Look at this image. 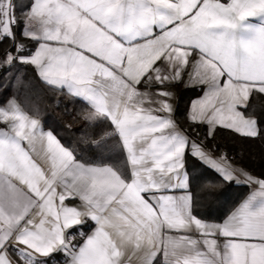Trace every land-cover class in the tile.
<instances>
[{
  "label": "snow or ice",
  "instance_id": "obj_1",
  "mask_svg": "<svg viewBox=\"0 0 264 264\" xmlns=\"http://www.w3.org/2000/svg\"><path fill=\"white\" fill-rule=\"evenodd\" d=\"M27 68L75 141L20 99ZM181 84L208 136L264 142V0H0V264H264V171L179 127Z\"/></svg>",
  "mask_w": 264,
  "mask_h": 264
},
{
  "label": "trees",
  "instance_id": "obj_2",
  "mask_svg": "<svg viewBox=\"0 0 264 264\" xmlns=\"http://www.w3.org/2000/svg\"><path fill=\"white\" fill-rule=\"evenodd\" d=\"M19 15V12H17ZM4 47H8L7 44ZM15 71V69L13 70ZM20 74L27 82H30L33 87L20 90L18 93L21 100L24 99L25 94L31 95L33 99L36 96L41 97L37 102L42 118L55 119L59 126V134L67 141H75L76 137L73 133L65 130V125L71 124L72 128L80 127L83 124L82 120L74 119V116L66 115L63 111L64 104H68V100L60 94H53L43 88L35 78V73L31 68L21 69ZM11 75V73H9ZM16 90L9 88L7 91L0 89V100L7 99ZM201 88H184L181 85L177 87V94L180 97L178 112L176 113V120L180 127L194 140L202 142L214 153L225 152L231 158V162L240 168H245L259 174L264 171V142L259 140H251L245 138L238 133H234L229 129L218 128L214 138L208 136L207 128L202 124H194L188 119V109L192 99L201 94ZM54 99H60L63 102L60 107H56ZM254 103H262L254 101ZM69 109L75 114L81 110L79 104H69ZM189 166L193 164L192 160L188 161ZM202 169H197V172ZM209 175L211 173L209 172ZM216 191H219L218 189ZM243 189L234 188L227 201H218L211 197L207 191H201L199 188H193V196L197 201L198 210L202 214H207L209 208L211 209V219H222L226 216L233 207V201L237 199ZM77 239H80L77 237Z\"/></svg>",
  "mask_w": 264,
  "mask_h": 264
},
{
  "label": "crops",
  "instance_id": "obj_3",
  "mask_svg": "<svg viewBox=\"0 0 264 264\" xmlns=\"http://www.w3.org/2000/svg\"><path fill=\"white\" fill-rule=\"evenodd\" d=\"M185 80H187V76H185ZM181 86L184 87V88H197V87H200V86H187V87H186V86L183 85V84H181ZM173 91L176 92V94H177V88H174ZM201 94H202V93H201ZM201 94H200V95H201ZM200 95H199V96H200ZM177 96H178V94H177ZM197 98H198V96H197L196 98L192 99L191 102H192L193 100L197 99ZM191 102H190V104H191ZM189 107H190V105H189ZM188 110H189V109H188ZM175 119H176V116H175ZM176 122H177V120H176ZM177 124H178V122H177ZM201 124L206 126V128H207V132H208V126H207V124H203V123H201ZM178 125H179V124H178ZM179 127H180V125H179ZM180 128H181V127H180ZM181 129H182V128H181ZM182 130H183V129H182ZM183 131H184V130H183ZM233 165H234L235 167H238V166L235 165V164H233ZM238 168H240V167H238ZM77 202H78V201H77Z\"/></svg>",
  "mask_w": 264,
  "mask_h": 264
}]
</instances>
